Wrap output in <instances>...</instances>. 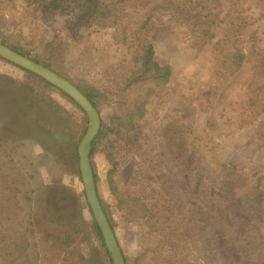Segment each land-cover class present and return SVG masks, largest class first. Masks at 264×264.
I'll return each mask as SVG.
<instances>
[{
    "label": "trees",
    "instance_id": "1",
    "mask_svg": "<svg viewBox=\"0 0 264 264\" xmlns=\"http://www.w3.org/2000/svg\"><path fill=\"white\" fill-rule=\"evenodd\" d=\"M17 1L41 13L47 33L38 47L33 28L19 29L12 22L9 33H1L0 42L70 81L64 73L66 53L79 34L107 32L122 46L120 58L104 67L106 83L95 84L85 77L72 82L100 112L101 127L90 158L96 181L93 157L101 154L109 165L106 181L111 200L99 198L112 228L115 231L130 218L146 224L138 232L136 254L132 258L124 254L126 264L191 263L178 258L181 247L169 230L175 211L184 203L198 211L195 259L208 264H264V173L258 170L247 176L235 164L217 160L194 125L167 116L157 131L155 146L164 168L161 190L166 200L149 203L145 190L137 188L136 195L120 188L116 180L121 168L116 137L132 130L151 103L165 96L172 75L171 66L160 64L154 57V45L142 37L151 19L170 9L172 0H0V4ZM208 2L199 1L187 11L193 24L204 21L195 33L199 43L215 37V17L204 5ZM229 14L228 26L213 45L212 59L218 75L234 73L246 59L254 60L255 94L246 100L241 124L264 142V54L254 35L248 38L247 52L243 51L240 34L248 21L242 0L232 3ZM1 111L8 117L34 118L30 137L50 160L54 182L62 174L81 181L77 148L88 116L73 98L34 72L0 57ZM4 140L0 136V264H48L46 252L51 248L63 251V264H113L84 189L78 194L69 191L76 198L70 207L66 194L48 189L44 205L36 211L38 170L25 150L16 151ZM244 189L247 195L239 208L235 198ZM135 203L142 206L140 212ZM41 227L45 228L43 234L38 232Z\"/></svg>",
    "mask_w": 264,
    "mask_h": 264
},
{
    "label": "rangeland",
    "instance_id": "2",
    "mask_svg": "<svg viewBox=\"0 0 264 264\" xmlns=\"http://www.w3.org/2000/svg\"><path fill=\"white\" fill-rule=\"evenodd\" d=\"M199 1L202 0H172L170 9L151 19L149 29L142 33V37L154 45L156 60L172 68L166 94L160 101L151 103L149 112L132 130L118 137L112 136L117 138L115 147L121 161V168L116 175L119 187L132 190L136 195L137 188L145 190L149 203L166 200V195L161 190L164 168L156 152L155 137L167 116L194 125L199 135L204 138L207 148L214 149L217 160L235 164L247 176L258 170L264 173V142L241 124L246 100L255 94L254 60L246 59L242 67L234 73L218 75L212 59L213 45L222 37L229 24V10L235 0H209L204 4L211 10V16L215 17V37L206 43L197 42L195 37L204 21L193 24L187 18L189 7ZM242 10L248 21L240 34L243 51L247 52L250 44L248 38L254 35L264 54V0H242ZM41 16L39 11L19 1L9 5L0 4V38L1 33H9L11 23L15 22L19 29L25 26L33 28L37 38L36 45L39 47L42 35L47 33ZM121 51L122 46L111 35H107V32H82L67 49L64 73L74 82L85 77L95 84L106 83L104 67L116 62ZM2 116L8 117L4 112L0 118ZM11 121L17 123L12 124L15 125L13 130L1 131L0 136L16 151L25 150L38 170L34 209L38 211L44 205L45 191L48 189L60 191L59 195L62 196L66 194L69 207L71 202L75 205V195L72 196L69 191L76 194L81 192L82 180L62 174L60 181L54 182L50 160L44 155L37 141L30 137L35 127L34 118L16 117ZM93 161L98 174V194L105 201L111 200L106 181L109 169L107 160L103 155L97 154ZM246 191L247 189L240 190L236 195L235 205L239 208L247 195ZM67 202L65 207H68ZM141 207L135 203L137 212H140ZM237 207L234 208L238 209ZM197 212V208L184 203L175 211L169 230H172L173 241L178 242L181 247L177 253L178 258H185L190 264H208L193 256L199 248ZM145 227L146 224L141 219L130 218L115 228L123 254L130 258L136 254L137 235ZM50 228L56 230L57 226ZM44 230L41 227L38 232L43 234ZM262 234L264 236V228ZM183 246L186 247L185 251L180 254ZM62 254L60 249H48V264H63Z\"/></svg>",
    "mask_w": 264,
    "mask_h": 264
},
{
    "label": "water",
    "instance_id": "3",
    "mask_svg": "<svg viewBox=\"0 0 264 264\" xmlns=\"http://www.w3.org/2000/svg\"><path fill=\"white\" fill-rule=\"evenodd\" d=\"M0 57L19 65L41 76L60 90L73 98L88 116V126L78 145L79 169L83 189L87 202L93 212L94 218L101 230L105 246L110 254L113 264H126L125 257L117 240L103 206L100 202L97 183L91 164L92 142L101 127V117L98 109L93 105L88 96L83 93L72 81L49 67L36 62L6 44L0 42Z\"/></svg>",
    "mask_w": 264,
    "mask_h": 264
},
{
    "label": "crops",
    "instance_id": "4",
    "mask_svg": "<svg viewBox=\"0 0 264 264\" xmlns=\"http://www.w3.org/2000/svg\"><path fill=\"white\" fill-rule=\"evenodd\" d=\"M15 118L16 117H1L0 118V132L1 131L2 132H4V131L7 132L8 130H11V129L13 130L12 127H14L15 125H12V124H17V123H15V121H11V120H14ZM39 146H40V144H39ZM40 148H42V147L40 146Z\"/></svg>",
    "mask_w": 264,
    "mask_h": 264
}]
</instances>
